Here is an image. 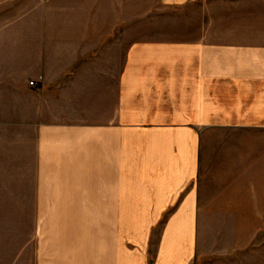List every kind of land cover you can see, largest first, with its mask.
Returning a JSON list of instances; mask_svg holds the SVG:
<instances>
[{
  "label": "crops",
  "instance_id": "1",
  "mask_svg": "<svg viewBox=\"0 0 264 264\" xmlns=\"http://www.w3.org/2000/svg\"><path fill=\"white\" fill-rule=\"evenodd\" d=\"M0 163L16 262L264 264V0H0Z\"/></svg>",
  "mask_w": 264,
  "mask_h": 264
},
{
  "label": "rangeland",
  "instance_id": "2",
  "mask_svg": "<svg viewBox=\"0 0 264 264\" xmlns=\"http://www.w3.org/2000/svg\"><path fill=\"white\" fill-rule=\"evenodd\" d=\"M18 174L27 175L28 172H26V170L24 171L21 170L18 173V163H0V176L14 177L17 176ZM3 195H0V199H1L0 202L5 199V201H3L2 207L0 206V211H1L0 224H2L3 229L7 228V230L6 231L0 230V241H2L3 236H5L6 239L4 242L0 244V247H2V249L0 248V256H1L0 264H26L27 258H30L29 253L26 252L27 250L25 251L24 261L21 260L19 262H16V260L13 258L16 252L18 251L19 246H21L24 242L25 243L28 242L27 231L24 230L22 231L21 230L22 227L16 225L18 221H20V223L25 221L26 223L29 224L31 217L28 216L20 217L19 215L16 216V206H14L11 201H7L8 200L7 198L12 196L11 195L9 196V194L8 195L3 194ZM23 225L24 227H26L25 226L26 224L23 223L22 226ZM1 231L3 232L1 233ZM43 235H44L43 232L40 233L41 237H43Z\"/></svg>",
  "mask_w": 264,
  "mask_h": 264
},
{
  "label": "built area",
  "instance_id": "3",
  "mask_svg": "<svg viewBox=\"0 0 264 264\" xmlns=\"http://www.w3.org/2000/svg\"><path fill=\"white\" fill-rule=\"evenodd\" d=\"M29 84H30L31 86H36V82H35V81H30Z\"/></svg>",
  "mask_w": 264,
  "mask_h": 264
}]
</instances>
